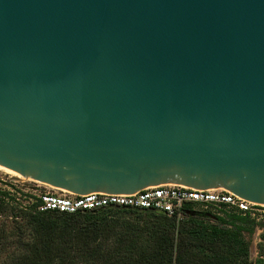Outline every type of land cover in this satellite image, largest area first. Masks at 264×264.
<instances>
[{
	"label": "water",
	"instance_id": "water-1",
	"mask_svg": "<svg viewBox=\"0 0 264 264\" xmlns=\"http://www.w3.org/2000/svg\"><path fill=\"white\" fill-rule=\"evenodd\" d=\"M0 168L264 206V0H0Z\"/></svg>",
	"mask_w": 264,
	"mask_h": 264
},
{
	"label": "trees",
	"instance_id": "trees-1",
	"mask_svg": "<svg viewBox=\"0 0 264 264\" xmlns=\"http://www.w3.org/2000/svg\"><path fill=\"white\" fill-rule=\"evenodd\" d=\"M25 199L0 190V249L9 251L1 264H264V242L251 259L247 235L259 225L246 216L212 220L192 206L180 221L120 208L64 213Z\"/></svg>",
	"mask_w": 264,
	"mask_h": 264
},
{
	"label": "built area",
	"instance_id": "built-area-1",
	"mask_svg": "<svg viewBox=\"0 0 264 264\" xmlns=\"http://www.w3.org/2000/svg\"><path fill=\"white\" fill-rule=\"evenodd\" d=\"M13 187L11 184L10 188ZM23 191V192H22ZM9 189V193L20 198H30L37 203L39 211H59L76 213L96 209L120 208L133 211H152L168 218L182 220L186 206L193 210L208 212L212 216L226 213L246 216L257 225L264 226V206L248 201L224 189L196 190L181 185L147 188L137 194L120 196L105 193L77 195L67 193L57 195L51 192L27 194ZM17 198V199H18Z\"/></svg>",
	"mask_w": 264,
	"mask_h": 264
},
{
	"label": "rangeland",
	"instance_id": "rangeland-1",
	"mask_svg": "<svg viewBox=\"0 0 264 264\" xmlns=\"http://www.w3.org/2000/svg\"><path fill=\"white\" fill-rule=\"evenodd\" d=\"M13 177L9 174H7L4 171L0 170V190L2 191H8L9 189L15 191H22L27 192V194H41V193H47L51 192L57 195H64L69 192H62L59 190L52 189L46 185H43L39 182H34L31 180L21 179L19 181H11ZM25 180V181H24ZM13 184V187L10 188V186H7V184ZM23 192V191H22ZM16 197L19 196L16 194ZM28 202V199H25L23 195L21 196V203L26 204ZM197 212H202L201 210L197 209L194 210ZM7 224L6 217L3 215H0V230L3 228V226ZM264 235V226H257L255 229V232L249 236L247 235L248 240L251 243V259L253 261H256L260 252V245L264 242L262 239V236ZM9 254V251H1L0 249V264L7 259Z\"/></svg>",
	"mask_w": 264,
	"mask_h": 264
},
{
	"label": "bare ground",
	"instance_id": "bare-ground-1",
	"mask_svg": "<svg viewBox=\"0 0 264 264\" xmlns=\"http://www.w3.org/2000/svg\"><path fill=\"white\" fill-rule=\"evenodd\" d=\"M0 170L6 172L7 174H9V175H11L12 177H15V178H21V179L34 181V180L30 179V178H27L25 176H22L20 174H17L16 172H13V171H10V170H5V169H1V168H0ZM34 182H36V181H34ZM41 184H43V183H41ZM43 185H46V184H43ZM46 186H48V185H46ZM48 187H50L52 189H55V190L62 191V192H67V191H64V190H61V189H58V188H54V187H51V186H48Z\"/></svg>",
	"mask_w": 264,
	"mask_h": 264
}]
</instances>
